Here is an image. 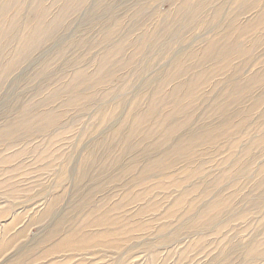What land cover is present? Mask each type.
Segmentation results:
<instances>
[{"label":"rangeland","instance_id":"rangeland-1","mask_svg":"<svg viewBox=\"0 0 264 264\" xmlns=\"http://www.w3.org/2000/svg\"><path fill=\"white\" fill-rule=\"evenodd\" d=\"M0 264H264V0H0Z\"/></svg>","mask_w":264,"mask_h":264},{"label":"bare ground","instance_id":"bare-ground-1","mask_svg":"<svg viewBox=\"0 0 264 264\" xmlns=\"http://www.w3.org/2000/svg\"><path fill=\"white\" fill-rule=\"evenodd\" d=\"M151 166H153V162H150V163L148 164V168L151 167Z\"/></svg>","mask_w":264,"mask_h":264}]
</instances>
